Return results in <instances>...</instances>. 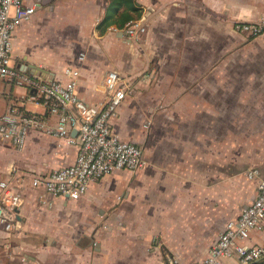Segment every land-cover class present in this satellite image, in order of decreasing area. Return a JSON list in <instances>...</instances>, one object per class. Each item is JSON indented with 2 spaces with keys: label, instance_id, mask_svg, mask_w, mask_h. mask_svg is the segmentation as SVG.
Returning a JSON list of instances; mask_svg holds the SVG:
<instances>
[{
  "label": "crops",
  "instance_id": "1",
  "mask_svg": "<svg viewBox=\"0 0 264 264\" xmlns=\"http://www.w3.org/2000/svg\"><path fill=\"white\" fill-rule=\"evenodd\" d=\"M22 1L36 7L13 30L11 56L26 73L64 81L71 67L76 95L94 104L104 99L107 70L139 66L148 74L141 83L150 85L143 97L159 104L138 110V98L123 99L111 128L140 141L144 163L89 182L75 200L41 203L20 170L70 163L75 146L35 130L20 149L0 140V179L19 180L22 196L14 228L0 224V264L200 259L255 196L256 180L245 170L257 166L264 174V32L250 37L233 27L260 18L264 0H135L145 18L138 39L114 24L99 33L107 0ZM21 92L0 83V113ZM247 241L264 244V228L249 230Z\"/></svg>",
  "mask_w": 264,
  "mask_h": 264
},
{
  "label": "built area",
  "instance_id": "2",
  "mask_svg": "<svg viewBox=\"0 0 264 264\" xmlns=\"http://www.w3.org/2000/svg\"><path fill=\"white\" fill-rule=\"evenodd\" d=\"M35 4L22 0H0V83L24 87V92L10 94L0 113V140L22 148L29 131L62 138L76 147L73 161L44 171L26 175L28 184L38 188L41 203L49 204L54 197L77 199L91 181L116 169L136 171L144 158L141 146L120 138L111 128V118L131 90L130 77L122 78L113 69L103 77L104 99L90 104L75 93L77 70L65 67L66 79L26 73L22 62L11 56V35L15 27L30 18ZM233 27L253 37L264 32V14L255 20H237ZM121 31L129 39H138L145 32L141 14L128 20ZM148 77L147 72L140 80ZM28 101L40 110L25 107ZM247 178L256 180L255 196L242 206L233 220H228L206 253L191 264H223L231 256L235 264H264V244L249 243V230L264 228V174L257 166L245 170ZM18 178V177H17ZM22 179V178H21ZM22 202L20 181L0 179V224L5 231L15 225L17 208ZM168 264L173 261L168 259Z\"/></svg>",
  "mask_w": 264,
  "mask_h": 264
},
{
  "label": "trees",
  "instance_id": "3",
  "mask_svg": "<svg viewBox=\"0 0 264 264\" xmlns=\"http://www.w3.org/2000/svg\"><path fill=\"white\" fill-rule=\"evenodd\" d=\"M139 14L140 6L135 0H107L103 16L97 22L96 28L99 33L110 24L121 28L128 20L139 16Z\"/></svg>",
  "mask_w": 264,
  "mask_h": 264
},
{
  "label": "rangeland",
  "instance_id": "4",
  "mask_svg": "<svg viewBox=\"0 0 264 264\" xmlns=\"http://www.w3.org/2000/svg\"><path fill=\"white\" fill-rule=\"evenodd\" d=\"M134 50L138 53V57L140 58L141 56V51H140V47L139 45L137 44H134ZM82 51V48L80 49H77V52L79 54V52ZM127 71V70H126ZM145 72V69L141 68V67H136L133 68L132 71H127L126 73H122V72H119L120 75L122 76V78H129L130 77V84H131V90L129 93H127V98H138V104H137V108L138 110L139 109H142V103L145 102V106L144 107H148V105H153V106H157L159 104L158 101L154 100V99H150L148 97H143V95L145 94V92L147 91V88L150 87V85H147L146 83H141L142 81H140V75ZM156 75V74H155ZM154 77V76H153ZM14 90L16 91H22L24 92V87L22 86H14ZM21 92V93H22ZM144 105V104H143ZM29 107L33 108L32 105H29ZM139 131H140V128H139ZM139 142V143H138ZM137 143L140 145V141H138ZM142 148V147H141ZM31 166L29 165H25L23 164L20 168V170L24 173H27L29 174L30 172H33L34 170H32L30 168ZM44 168H47L44 167ZM43 168V169H44ZM41 169V170H43ZM45 170V169H44ZM47 170V169H46Z\"/></svg>",
  "mask_w": 264,
  "mask_h": 264
}]
</instances>
